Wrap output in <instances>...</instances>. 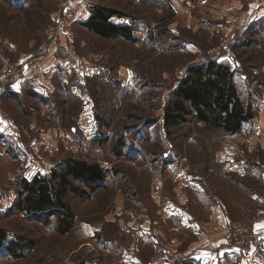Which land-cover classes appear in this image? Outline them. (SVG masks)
Returning a JSON list of instances; mask_svg holds the SVG:
<instances>
[{
  "label": "rangeland",
  "instance_id": "obj_1",
  "mask_svg": "<svg viewBox=\"0 0 264 264\" xmlns=\"http://www.w3.org/2000/svg\"><path fill=\"white\" fill-rule=\"evenodd\" d=\"M247 2L255 8L252 15ZM94 5L116 11L111 22L130 26L131 38L102 37L81 24ZM50 47L54 57L64 60L47 79L50 93L40 100L25 92L0 98V114L6 116L0 117V230L5 236L0 264L100 259L97 240L107 230L108 236L130 241L129 233L116 229L120 217H131L127 211L154 215L159 203L178 200L185 190V204L202 221L208 220L205 209L213 195L224 202L235 221L224 236L231 227L250 225L259 233L255 216L264 210V119L259 113L264 105V0H0V74L18 63L22 73L24 58L41 61ZM209 60L230 66L239 96L250 106L253 118L237 133L198 120L191 105L177 125L162 118L189 66ZM6 83L0 80L1 93L12 81ZM11 125L16 141L6 139ZM68 159L97 164L106 174L103 179L69 178L63 202L74 223L60 234L53 210L27 213L14 204L20 178L48 177ZM182 171L199 181L205 191L201 201L207 203L188 191L182 177L169 176ZM88 227L99 228V234L89 235ZM184 234L188 244L197 240L189 231ZM19 237L33 240L34 246L14 250L9 243L16 244ZM170 250L187 254L183 248ZM251 252L256 258L242 264H264L262 241L236 252L230 264H240Z\"/></svg>",
  "mask_w": 264,
  "mask_h": 264
},
{
  "label": "crops",
  "instance_id": "obj_2",
  "mask_svg": "<svg viewBox=\"0 0 264 264\" xmlns=\"http://www.w3.org/2000/svg\"><path fill=\"white\" fill-rule=\"evenodd\" d=\"M250 2H247V6L249 7V14L251 13L252 15L255 8ZM80 21L81 24L84 22L82 19H80ZM62 33L68 34L65 30L62 31ZM46 54V58L38 62H30L31 56L24 58L23 61H21L23 63L22 73L20 72L21 75L7 85L2 93L0 92V98H14L16 95L25 92V94H32L33 97H37L40 100L41 95L49 94V88L52 87V84L50 80L47 79H50L52 72L57 67L59 68L62 66L64 60L63 57H54L56 52H54L53 47H50V49L46 51ZM79 77L82 80L80 75ZM259 107H261L259 113L263 120L264 105H260ZM12 128L13 126L11 125L8 130H5L6 139L8 140H10L11 137L15 140V131ZM2 131H4V129ZM219 163L222 167L224 166L223 163ZM229 163H232V161ZM229 163L227 165H229ZM186 174L187 173L182 171L181 173H177L176 176L172 174H169V176L173 180L182 177V180H186L184 186L188 191H191L200 203H207L208 200L207 202L201 201V197L205 191L200 186L199 181H197L194 176L192 179L190 175L187 176ZM183 192L184 194H182V196L179 195L180 197L177 198L178 200L172 198L159 203V206L154 211V215L138 216L137 213L135 215L132 211H127L131 217H120L116 229H118V233L121 232L123 235L126 232L129 233V238L131 237L130 241L118 240L117 238H113V236H108L110 232L107 230L106 233L102 235L103 239L97 240V245L99 244L97 251L99 252L98 255H100V259H93L92 261L82 263L147 264L152 251L157 248L166 250L183 248L189 255V264H230L231 261L235 260V257L238 256L239 253L236 252L240 251L225 245L224 242V232L226 228L235 223L228 213L227 206L221 199L213 195L211 202L206 204L207 208L205 210L208 211L206 213L208 220L202 221L187 207L189 205L185 204L188 199L185 195L186 190ZM252 196L261 197L254 193H252ZM190 200L194 201V199ZM190 200L188 202H190ZM5 208H8V205L5 206ZM120 211L121 213L118 215L121 216L123 211ZM260 214L263 215H261L260 218L257 217ZM255 217L258 222V224H255L264 225V210L257 211ZM109 229L114 231V228ZM257 229L261 235L262 243L264 244V227H257ZM91 230L90 227L87 228V231ZM185 231H189L193 237L196 236L197 240L188 244L186 240H183ZM95 232L99 234L100 229H93V231L88 234L94 235ZM252 253L253 252L245 255V258L240 264L246 262L250 256H253L255 259L257 255H252Z\"/></svg>",
  "mask_w": 264,
  "mask_h": 264
},
{
  "label": "trees",
  "instance_id": "obj_3",
  "mask_svg": "<svg viewBox=\"0 0 264 264\" xmlns=\"http://www.w3.org/2000/svg\"><path fill=\"white\" fill-rule=\"evenodd\" d=\"M91 11L90 17L82 22L85 27L106 38L116 34L131 38L130 26L111 22L110 18L118 14L116 11L100 5L92 6ZM171 95L162 117L165 124L177 125L185 121L186 105L192 106L198 120L230 133L239 132L242 124L253 118L249 104H244L239 96L230 66L214 60L189 66L186 75ZM105 174L106 170L97 164L68 159L59 172L54 169L48 177L35 175L30 180L20 178L21 187L14 206L27 213L53 210L52 213L57 214L58 220L56 230L64 234L74 223V214L63 202L64 193L71 185L69 178L103 179ZM4 239V232L0 230V244ZM9 244L14 250L34 246L33 240L21 237L16 244ZM189 261L180 264H189Z\"/></svg>",
  "mask_w": 264,
  "mask_h": 264
},
{
  "label": "built area",
  "instance_id": "obj_4",
  "mask_svg": "<svg viewBox=\"0 0 264 264\" xmlns=\"http://www.w3.org/2000/svg\"><path fill=\"white\" fill-rule=\"evenodd\" d=\"M68 10L69 7H65L63 11L68 12ZM73 12L76 17L77 12L75 10H73ZM20 72L21 65L18 63V65H15L14 68H10L5 74H0V80L8 84L13 81ZM0 117L5 118L6 116L2 113ZM261 241L260 234L253 225L247 228L231 227L225 236V244L237 251H243L248 247H257L260 245ZM156 255L151 257L147 264H180L181 262L189 260V255L186 253H176L175 251L162 248H158Z\"/></svg>",
  "mask_w": 264,
  "mask_h": 264
},
{
  "label": "snow or ice",
  "instance_id": "obj_5",
  "mask_svg": "<svg viewBox=\"0 0 264 264\" xmlns=\"http://www.w3.org/2000/svg\"><path fill=\"white\" fill-rule=\"evenodd\" d=\"M257 227H258V228H260V227H264V225H257Z\"/></svg>",
  "mask_w": 264,
  "mask_h": 264
}]
</instances>
